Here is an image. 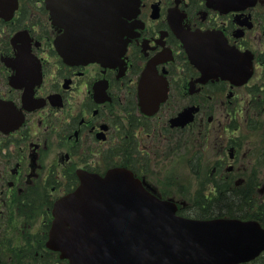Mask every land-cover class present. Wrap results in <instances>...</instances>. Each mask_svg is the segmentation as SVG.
Instances as JSON below:
<instances>
[{"label":"flooded vegetation","instance_id":"1","mask_svg":"<svg viewBox=\"0 0 264 264\" xmlns=\"http://www.w3.org/2000/svg\"><path fill=\"white\" fill-rule=\"evenodd\" d=\"M199 34L239 54L243 80L200 79L184 46ZM242 111L264 114V0H0V264H69L49 244L55 202L113 170L196 218L264 228V126ZM182 144L191 189L165 163Z\"/></svg>","mask_w":264,"mask_h":264},{"label":"water","instance_id":"2","mask_svg":"<svg viewBox=\"0 0 264 264\" xmlns=\"http://www.w3.org/2000/svg\"><path fill=\"white\" fill-rule=\"evenodd\" d=\"M206 34L190 44L189 59L201 80L248 73L239 54L210 45ZM90 60L108 64L110 53H88ZM178 116V123L187 120ZM130 176L108 172L104 178L82 179L80 186L59 199L49 243L71 264H231L247 260L264 248V230L232 220H192L175 216V205L142 192Z\"/></svg>","mask_w":264,"mask_h":264},{"label":"rangeland","instance_id":"3","mask_svg":"<svg viewBox=\"0 0 264 264\" xmlns=\"http://www.w3.org/2000/svg\"><path fill=\"white\" fill-rule=\"evenodd\" d=\"M260 77V75H259ZM241 106L243 107V103H241ZM214 115V121L213 124H216L219 120L218 114L215 110L210 111ZM241 117H238L239 123L236 122V124L239 125H259L264 126V114L261 113V115L254 117L251 116H244V111L241 112ZM246 117V118H245ZM253 120V122L251 121ZM256 120V121H254ZM167 155V153H166ZM166 164L175 163V166L172 167L171 174L177 176L180 180V183L183 186H185L188 189L193 188L194 183L190 182L189 179L192 177V174L190 173V164L192 163V158L190 154V147H188L185 144H182L181 149L173 152V155H171L169 158L165 160ZM196 165H198V161L196 160ZM186 179V180H185ZM180 200H186L190 201L189 198H181ZM190 203V202H189Z\"/></svg>","mask_w":264,"mask_h":264}]
</instances>
